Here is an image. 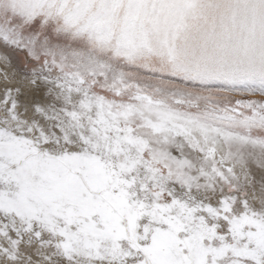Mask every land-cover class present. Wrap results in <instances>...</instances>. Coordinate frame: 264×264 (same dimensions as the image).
I'll use <instances>...</instances> for the list:
<instances>
[{
	"label": "snow or ice",
	"instance_id": "6c2138e0",
	"mask_svg": "<svg viewBox=\"0 0 264 264\" xmlns=\"http://www.w3.org/2000/svg\"><path fill=\"white\" fill-rule=\"evenodd\" d=\"M0 264H264V0H0Z\"/></svg>",
	"mask_w": 264,
	"mask_h": 264
}]
</instances>
